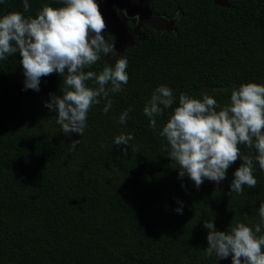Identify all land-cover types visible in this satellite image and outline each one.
Returning a JSON list of instances; mask_svg holds the SVG:
<instances>
[{
    "label": "trees",
    "instance_id": "1",
    "mask_svg": "<svg viewBox=\"0 0 264 264\" xmlns=\"http://www.w3.org/2000/svg\"><path fill=\"white\" fill-rule=\"evenodd\" d=\"M151 2L155 12L177 15L175 29L157 34L149 27L144 40L119 53L128 58V84L109 93L107 114L103 99L93 105L82 137L65 136L43 106L50 94H62L63 77L50 74L39 92L23 91L19 53L0 61V264H231V257L217 262L205 253L204 221L226 232L238 221L260 222L264 170L255 149L239 145L253 158L255 188L231 193L239 159L220 184L205 180L196 188L187 176L178 178L170 146L149 127L143 108L161 84L177 102L181 92L201 98L214 89L223 107L234 86L264 83V0H227L228 7L213 0ZM15 11L23 12L22 0L0 5V15ZM118 58L105 57L112 65ZM103 66L101 56L86 71ZM173 108L156 117L158 129ZM121 133L134 136L130 146L113 145Z\"/></svg>",
    "mask_w": 264,
    "mask_h": 264
},
{
    "label": "clouds",
    "instance_id": "2",
    "mask_svg": "<svg viewBox=\"0 0 264 264\" xmlns=\"http://www.w3.org/2000/svg\"><path fill=\"white\" fill-rule=\"evenodd\" d=\"M5 3L0 0V5ZM52 3L63 6L53 7ZM22 4L23 12L0 15V61L19 53L23 91L39 92L41 78L50 74L63 77L62 94H50L43 106L55 113L65 136L82 137L93 105L103 99V112L107 114L113 106L109 93H120L128 84V58L117 53L114 43L106 41V24L97 0H51L43 3L35 16L24 15L31 8L30 0H22ZM109 54L119 57L114 65L105 59ZM101 56L103 70L86 71ZM88 81H94V86H89ZM216 95L214 89H206L201 98L181 92L177 102L173 89L161 84L152 92L143 113L149 127L158 130L170 146L168 157L179 165V179L187 176L196 188L205 180L220 184L239 159L241 164L229 185L231 193L243 191L244 185L255 188L253 158L242 154L239 145L255 149V161L264 170V83L234 86L229 103L223 107ZM169 108H173L172 114L158 129L156 117L163 116ZM131 111L129 107L120 114L121 125L127 123ZM79 140H72V147ZM132 140L131 133H121L114 137L113 145L130 146ZM121 150L127 152V148ZM177 204L175 211L182 214L183 201L178 200ZM257 213L259 223L249 226L238 221L230 232L219 231L213 219L205 220V253L215 254L217 262L231 257V264H264V234L257 235L264 226V201H260Z\"/></svg>",
    "mask_w": 264,
    "mask_h": 264
},
{
    "label": "flooded vegetation",
    "instance_id": "3",
    "mask_svg": "<svg viewBox=\"0 0 264 264\" xmlns=\"http://www.w3.org/2000/svg\"><path fill=\"white\" fill-rule=\"evenodd\" d=\"M152 0H97L106 27L103 34L109 44L114 43L117 53H123L144 40L145 30L152 28L157 34L172 32L175 29L176 14L157 13ZM214 1V0H213ZM51 0H30L31 8L25 16H35L43 3ZM116 30L127 33L125 42L119 41ZM108 56H112L109 54Z\"/></svg>",
    "mask_w": 264,
    "mask_h": 264
},
{
    "label": "rangeland",
    "instance_id": "4",
    "mask_svg": "<svg viewBox=\"0 0 264 264\" xmlns=\"http://www.w3.org/2000/svg\"><path fill=\"white\" fill-rule=\"evenodd\" d=\"M114 31H117V35L119 36V41H121L122 43L125 42V40L127 39L128 41V37H127V33H125L124 29H118L116 30V25H115V29Z\"/></svg>",
    "mask_w": 264,
    "mask_h": 264
},
{
    "label": "water",
    "instance_id": "5",
    "mask_svg": "<svg viewBox=\"0 0 264 264\" xmlns=\"http://www.w3.org/2000/svg\"><path fill=\"white\" fill-rule=\"evenodd\" d=\"M214 3L216 5L222 6V7H228L229 3L227 2V0H214Z\"/></svg>",
    "mask_w": 264,
    "mask_h": 264
}]
</instances>
